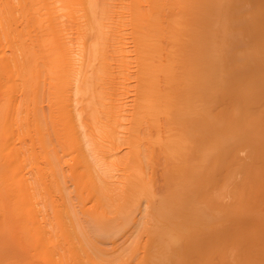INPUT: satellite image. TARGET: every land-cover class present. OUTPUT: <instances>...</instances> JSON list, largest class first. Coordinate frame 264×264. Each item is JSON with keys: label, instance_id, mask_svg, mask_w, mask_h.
I'll list each match as a JSON object with an SVG mask.
<instances>
[{"label": "bare ground", "instance_id": "1", "mask_svg": "<svg viewBox=\"0 0 264 264\" xmlns=\"http://www.w3.org/2000/svg\"><path fill=\"white\" fill-rule=\"evenodd\" d=\"M0 264H264V0H0Z\"/></svg>", "mask_w": 264, "mask_h": 264}]
</instances>
